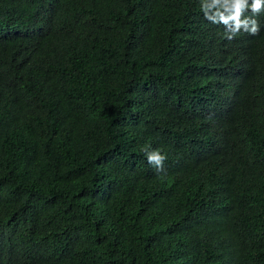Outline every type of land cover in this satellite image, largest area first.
Instances as JSON below:
<instances>
[{
    "label": "trees",
    "instance_id": "16d2710c",
    "mask_svg": "<svg viewBox=\"0 0 264 264\" xmlns=\"http://www.w3.org/2000/svg\"><path fill=\"white\" fill-rule=\"evenodd\" d=\"M201 4L0 0V264H264V5Z\"/></svg>",
    "mask_w": 264,
    "mask_h": 264
},
{
    "label": "clouds",
    "instance_id": "9594fccd",
    "mask_svg": "<svg viewBox=\"0 0 264 264\" xmlns=\"http://www.w3.org/2000/svg\"><path fill=\"white\" fill-rule=\"evenodd\" d=\"M264 0H202L201 9L205 13L206 19L216 23H224L227 27L225 38L228 40L234 39L241 30L256 35L259 32V24L251 17L241 18L242 12L251 8L253 14H258L262 11ZM220 6L223 10L216 11L212 14V9ZM146 158L158 171L163 170V163L166 156L162 155L158 150L146 151Z\"/></svg>",
    "mask_w": 264,
    "mask_h": 264
}]
</instances>
